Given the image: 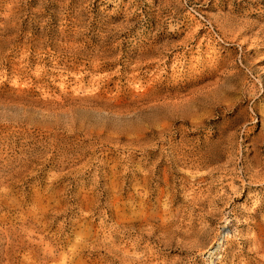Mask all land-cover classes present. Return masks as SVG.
Segmentation results:
<instances>
[{"label":"rangeland","instance_id":"obj_1","mask_svg":"<svg viewBox=\"0 0 264 264\" xmlns=\"http://www.w3.org/2000/svg\"><path fill=\"white\" fill-rule=\"evenodd\" d=\"M0 264H264V0H0Z\"/></svg>","mask_w":264,"mask_h":264},{"label":"bare ground","instance_id":"obj_2","mask_svg":"<svg viewBox=\"0 0 264 264\" xmlns=\"http://www.w3.org/2000/svg\"><path fill=\"white\" fill-rule=\"evenodd\" d=\"M227 235V233H226ZM226 235L223 237V240L226 241L228 240V236L226 237ZM221 237V236H220ZM215 244L211 245L210 248H212V252L210 253V255H217V254H223L225 251V243H221L220 242V239L217 241V242H214ZM222 259H224L225 257L224 256H220ZM227 257H228V254H227Z\"/></svg>","mask_w":264,"mask_h":264}]
</instances>
